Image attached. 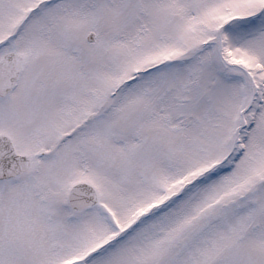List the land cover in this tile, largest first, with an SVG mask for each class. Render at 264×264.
I'll return each mask as SVG.
<instances>
[{
    "label": "snow or ice",
    "instance_id": "obj_1",
    "mask_svg": "<svg viewBox=\"0 0 264 264\" xmlns=\"http://www.w3.org/2000/svg\"><path fill=\"white\" fill-rule=\"evenodd\" d=\"M0 264H264V0H0Z\"/></svg>",
    "mask_w": 264,
    "mask_h": 264
}]
</instances>
